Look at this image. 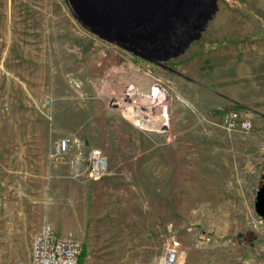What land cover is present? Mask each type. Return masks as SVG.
I'll return each mask as SVG.
<instances>
[{
	"label": "rangeland",
	"instance_id": "rangeland-1",
	"mask_svg": "<svg viewBox=\"0 0 264 264\" xmlns=\"http://www.w3.org/2000/svg\"><path fill=\"white\" fill-rule=\"evenodd\" d=\"M216 4L164 68L83 28L66 0H0V264H31L45 223L80 242L78 264H161L171 245L176 264H264V0ZM230 108L250 130L224 128Z\"/></svg>",
	"mask_w": 264,
	"mask_h": 264
},
{
	"label": "water",
	"instance_id": "water-1",
	"mask_svg": "<svg viewBox=\"0 0 264 264\" xmlns=\"http://www.w3.org/2000/svg\"><path fill=\"white\" fill-rule=\"evenodd\" d=\"M66 1L83 28L164 68L200 38L217 10L216 0ZM254 211L264 220V182L256 190Z\"/></svg>",
	"mask_w": 264,
	"mask_h": 264
},
{
	"label": "built area",
	"instance_id": "built-area-1",
	"mask_svg": "<svg viewBox=\"0 0 264 264\" xmlns=\"http://www.w3.org/2000/svg\"><path fill=\"white\" fill-rule=\"evenodd\" d=\"M226 130L248 131L250 122L244 118L243 113L236 109H227L221 119ZM69 144V138L59 139L55 145V153H63ZM94 163L91 176L98 177L103 171V159L97 152H92ZM82 246L78 240L71 236H58L51 224L45 223L40 231L34 235L30 246L31 264H78ZM177 253L173 245L165 251L161 264H176Z\"/></svg>",
	"mask_w": 264,
	"mask_h": 264
},
{
	"label": "crops",
	"instance_id": "crops-1",
	"mask_svg": "<svg viewBox=\"0 0 264 264\" xmlns=\"http://www.w3.org/2000/svg\"><path fill=\"white\" fill-rule=\"evenodd\" d=\"M190 49H192L193 52L201 53V42L199 43V46H194L193 48H190ZM188 55H189L188 58L192 57L189 53ZM196 65L198 66V68L201 67V56H199V58L194 59L193 61L189 59L188 64L186 66L188 67V69L189 68L191 69L192 67H195ZM262 125L264 126V122L262 123ZM263 134H264V129H263ZM36 200L37 199H33V201H36ZM38 206H37L36 214H33L32 216L29 215V217H32V218L23 225L25 226L23 228L24 229L26 228L31 234H34L39 229V227L42 225V222L45 219L44 207L42 208V211L40 212Z\"/></svg>",
	"mask_w": 264,
	"mask_h": 264
},
{
	"label": "trees",
	"instance_id": "trees-1",
	"mask_svg": "<svg viewBox=\"0 0 264 264\" xmlns=\"http://www.w3.org/2000/svg\"><path fill=\"white\" fill-rule=\"evenodd\" d=\"M263 177V176H262ZM83 256H84V251L81 253V255L79 256V262H81L82 261V259H83Z\"/></svg>",
	"mask_w": 264,
	"mask_h": 264
}]
</instances>
